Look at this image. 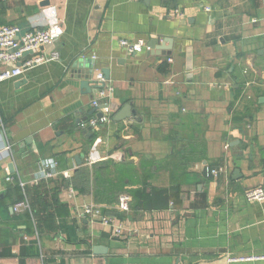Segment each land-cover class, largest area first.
<instances>
[{
    "label": "crops",
    "instance_id": "crops-1",
    "mask_svg": "<svg viewBox=\"0 0 264 264\" xmlns=\"http://www.w3.org/2000/svg\"><path fill=\"white\" fill-rule=\"evenodd\" d=\"M49 17L63 30L60 59L0 81V198L8 177L36 186L44 161L58 174L45 181L40 230L3 220L0 205V264H264V200L245 198L264 188V0H0V27L25 33ZM122 39L148 49L129 53ZM104 69L111 110L93 132L82 124L101 113L100 89L80 84ZM125 105L135 116L116 121ZM94 134L102 162L137 169L141 182L122 190L129 212L96 203L80 173L93 167ZM214 166L225 172L207 179ZM85 205L116 215L122 234L84 217Z\"/></svg>",
    "mask_w": 264,
    "mask_h": 264
},
{
    "label": "built area",
    "instance_id": "built-area-1",
    "mask_svg": "<svg viewBox=\"0 0 264 264\" xmlns=\"http://www.w3.org/2000/svg\"><path fill=\"white\" fill-rule=\"evenodd\" d=\"M137 1V0H134ZM209 11L210 9L207 8ZM176 14L184 17L183 12L176 10ZM63 34V30L55 17L48 18V25L45 28L28 31L23 33L19 26L6 25L0 27V64L11 65L12 67L3 71L0 74V81L19 77L26 71L39 65L57 61L60 59L58 50V40ZM123 49L129 53H142L148 49V43L144 39H139L131 42L126 39L120 41ZM95 58V56H94ZM97 80L100 83L105 82L103 73L97 75ZM111 88H103L99 90V94L93 100L95 108L100 107L101 117H93L89 121L84 122L82 126L88 127L93 132L100 128L101 124L108 122L110 108L108 104ZM101 139H95L89 154L87 156V166H94L102 162L104 157L98 149ZM42 172L34 179V183H39L42 180H49L58 174V164L54 160L43 162ZM225 172L222 166L207 167L204 175L207 179H218ZM65 176L69 177L68 173ZM12 179L8 177L7 182ZM24 186V183H21ZM2 186L0 185V197L2 194ZM71 192L75 191L71 188ZM245 198L249 202H260L264 200V188L254 187L245 192ZM131 196L122 194L119 197L118 207L122 212L130 211ZM30 210V205L27 201L17 203L13 207V211L22 212ZM81 214L84 217L92 218L94 221L100 222L103 226L112 229L115 235H120L123 232V225L116 215L106 213L101 207L95 205H85L82 208Z\"/></svg>",
    "mask_w": 264,
    "mask_h": 264
},
{
    "label": "trees",
    "instance_id": "trees-1",
    "mask_svg": "<svg viewBox=\"0 0 264 264\" xmlns=\"http://www.w3.org/2000/svg\"><path fill=\"white\" fill-rule=\"evenodd\" d=\"M95 138L96 136L94 137V140ZM80 173H89L90 176H92L94 199L96 203L103 205L113 204L116 201L118 202L120 195H122L123 186H125L126 183L138 185L141 182L137 169L132 165L114 163L112 161L99 162L92 168H83ZM51 180L52 179L41 181L32 188L26 186L25 191L21 189L22 187L17 176H14L11 181L6 182V192L4 193V197L2 199L0 198V205L6 209L5 214L1 216L2 219L5 221L18 219L17 221L22 222L24 217H27L29 220L33 221L35 229L40 230L38 222L40 220V215L41 213H44V210L47 209L48 206H50L47 202L48 184L45 181L48 182ZM68 185V187H73L74 184L72 182L68 183ZM7 201L10 202L9 204H13L12 207L17 203L27 201L30 205V210L22 212L14 211V213L19 216H11L6 208V205H8ZM59 229L66 232L68 236L72 231H76L75 227L66 224H61ZM70 239L73 238L70 237Z\"/></svg>",
    "mask_w": 264,
    "mask_h": 264
},
{
    "label": "water",
    "instance_id": "water-1",
    "mask_svg": "<svg viewBox=\"0 0 264 264\" xmlns=\"http://www.w3.org/2000/svg\"><path fill=\"white\" fill-rule=\"evenodd\" d=\"M150 48L154 49V45L151 44ZM102 73H103L106 81L110 79V71L108 69H104ZM80 86H81V88H83L87 91H90L91 88L103 89L106 87V83L105 82L100 83L97 80L85 79V80L81 81ZM108 106L111 110L110 105H108ZM94 112H97V108L94 110ZM101 116H102V114L98 113L97 117H101ZM133 116H135V113L131 109V106L125 105L118 113H116L115 120L116 121H122V120L132 118ZM78 162L80 163V160H78ZM12 211H13V209H12ZM98 250H100L99 252H101V253L105 251L103 249V247L96 246L95 251L98 252Z\"/></svg>",
    "mask_w": 264,
    "mask_h": 264
}]
</instances>
